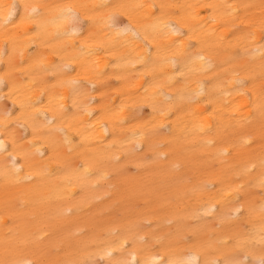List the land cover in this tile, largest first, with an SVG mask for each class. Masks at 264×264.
<instances>
[{
    "label": "bare ground",
    "instance_id": "6f19581e",
    "mask_svg": "<svg viewBox=\"0 0 264 264\" xmlns=\"http://www.w3.org/2000/svg\"><path fill=\"white\" fill-rule=\"evenodd\" d=\"M11 2V0H6ZM46 3L93 2V0H44ZM122 3H143L159 6L161 3L178 5H198L189 9L198 13L195 19L189 20L192 27L191 41L194 45L188 49L189 59L176 67L183 70L184 75L174 72L169 64L166 76L160 79L166 86L157 89V107L167 108L166 97H174L181 108L175 115L168 114L163 119L159 112L147 104L126 111L127 123L122 128L114 126L111 119L102 113V108L118 110L123 104L130 108L132 101L123 92L136 95L143 94L152 84L151 74L145 73L138 65L135 71L124 70L116 66L115 55L102 53L100 56L101 70L104 75L96 83L95 89H90L87 96H74L67 87L52 85L56 80L49 77L52 71L59 72L55 64L60 56L72 57L73 52L52 55L50 48L39 49L52 62V71L47 75L42 70L31 67L29 57L37 50L31 45L25 52L22 63L17 57L16 68L12 76L18 87H26L35 81L32 90L36 103L34 109L28 111L35 116L36 132L29 121L25 127H20L16 117L20 114V104L13 103L16 95H10V87L0 85V120L5 111L12 114V125L9 132L16 139L17 149L13 150L12 140L3 130H0V140H4L8 152L0 150V259L3 258L5 245L17 249L21 259L55 258L57 246H63L67 253H73L81 241L88 240L93 234L106 236L108 229L117 228L121 224L134 222L140 234H150L159 230V234L177 233L187 228L200 230L202 240H214L216 246L233 234L239 223L235 217V207L231 201L237 196L244 197L241 204L255 198L258 202L262 189L259 186V167L250 175L243 174L251 163H258L260 148L264 144L261 139L264 131V121L258 109L262 82L259 78L254 83L250 79L258 77L261 63L260 46L264 38L257 32L256 43H251L247 36L249 21L258 18L261 11V0H115ZM236 5L235 20L229 18L227 9L216 10L207 5ZM155 11L152 8L142 10L140 15ZM174 11H180L179 9ZM127 24V18H122ZM121 24V27H123ZM185 32L188 29H183ZM95 31V29L93 30ZM87 36V33L85 34ZM100 36L103 33H99ZM116 44V53L126 51L123 45L132 42L135 37L128 34L116 36L112 34ZM173 39L175 37H172ZM2 43V41H0ZM155 51V47L151 49ZM240 54L232 63H222L230 56ZM198 55L211 58V67L198 59ZM172 57L169 55V60ZM68 60H65L67 63ZM217 67V65H221ZM5 67L0 63V69ZM75 71L71 76L62 75V80L77 77L84 79L85 71L78 63H72ZM131 68V65L128 66ZM227 70V71H226ZM233 70L238 73L237 79H243V87L231 85ZM159 71V69H157ZM2 74V72H0ZM90 74V73H89ZM220 76L215 84L208 81L214 76ZM124 77V78H118ZM168 77H172L168 81ZM126 78V79H125ZM179 81V83H177ZM203 84L201 95L200 85ZM218 84L219 86H215ZM170 85V86H169ZM43 94H42V91ZM181 91L185 98L180 99ZM60 96L64 99L60 100ZM50 99L53 104L63 103L67 110V119L79 116L85 109L92 115L84 116L83 124L74 121L75 126L89 137L85 147H69L80 143L75 131L69 130L68 135L74 137L73 144L64 142V133L56 131L66 127L63 121L57 120L52 125V111L47 109ZM192 99L199 103H192ZM73 100L78 107L73 106ZM37 110H39L37 112ZM150 121L157 125L163 123L162 130H152ZM101 124L104 126L101 127ZM140 126V127H138ZM146 126V127H145ZM203 127V131L201 128ZM105 128L107 131H105ZM144 133V139L137 151L116 165L109 157L119 155L121 143L128 145L132 138V130ZM208 129H211L210 131ZM52 133L50 137L48 134ZM58 144V152L63 157L61 164L66 165L65 171L55 175H45L44 169L49 166L53 171L60 165L50 160L53 152L49 147L51 139ZM120 143L116 148L106 149L113 139ZM127 138V139H126ZM254 140L251 147H245L243 141ZM102 141V143H100ZM211 142V143H209ZM95 148L99 173L92 176H77L71 172L73 167L82 163L84 154L92 156L91 148ZM227 150V154H225ZM8 153H12L9 159ZM43 154V155H42ZM123 168L122 175L116 177L114 169ZM107 173L111 179L102 178ZM237 173H241L238 176ZM205 185H215L211 191H202ZM237 185L244 187L236 193H229L228 188ZM111 196V199H109ZM149 198L147 206L153 207V214L136 208L137 201ZM126 201L127 207L120 205ZM222 204L224 223L220 222L214 212L206 213V209L215 204ZM125 204V205H126ZM69 209L72 211L69 212ZM122 211L121 219H114L113 214ZM199 214L200 219H195ZM119 223V221H121ZM150 225V227H149ZM87 230V232H86ZM128 247H131L129 244ZM166 249H157V255H163ZM175 258L187 259L188 253L179 246ZM198 259L200 257H197Z\"/></svg>",
    "mask_w": 264,
    "mask_h": 264
},
{
    "label": "snow or ice",
    "instance_id": "6c2138e0",
    "mask_svg": "<svg viewBox=\"0 0 264 264\" xmlns=\"http://www.w3.org/2000/svg\"><path fill=\"white\" fill-rule=\"evenodd\" d=\"M200 7L198 5H178L171 3H161L159 6L146 5L143 3H122L115 0H93V2H66V3H46L44 0H0V63L5 67L0 69V85L10 87V95H16L17 100L13 103L20 104V114L15 119L20 122V127H25L29 121H33L30 125L33 132H36L34 123L35 116L29 112L34 109L36 103H39L34 97L32 90L36 87L35 81L26 87H18L13 79L12 73L16 68L15 59L19 57L22 63L26 62L25 52L31 45H36L37 50L28 58L33 63V68L42 70L45 75L52 71L53 65L49 61L48 55H45L39 49L50 48L52 55L60 53H75L72 57L60 56V61L55 67L60 71H52L49 77L58 83L52 85L67 86L74 96H87L90 89L96 88V83L104 75L101 70L100 56L102 53L115 55L116 66L124 70L135 71L137 65L145 70V73L151 74L152 84L149 89H145L143 94L136 95L131 92H123L132 101L131 108L127 104L120 106L118 110L111 108H102V113L111 119L114 126L122 128L127 123L124 115L126 111H132L135 108L142 107L147 104L153 109V112H159L163 119L168 118V114L175 115L181 108L177 105L174 97H166L165 102L167 108L157 107L156 92L166 86V82L161 77L166 76L165 69L170 64L174 72L184 75L182 68L178 69V64L183 65L188 60V49L194 47L191 41L194 37L191 35L192 27L189 20L195 19L198 13L189 11ZM208 8L216 10L218 8L227 9L226 15L235 20L236 5H207ZM260 13L258 18L249 21V30L247 36L251 43H256L257 32L264 38V0H261ZM146 8L155 9L145 15H140L142 10ZM179 9L180 11H174ZM122 18H127L128 23L123 24ZM123 24V27H121ZM188 29L185 32L183 29ZM95 29V31H93ZM87 33V36L85 35ZM99 33H103L102 36ZM113 33L116 36L131 33L135 40L127 42L123 45L126 51L116 53V44L114 42ZM172 37H175L174 39ZM155 47V51L151 49ZM261 63L259 65L258 77L253 76L250 83H254L259 78L264 82V45L260 46ZM169 55L172 57L169 60ZM240 57L239 53L230 56L222 63H232ZM68 60L65 63V60ZM198 59L205 62L207 67H211V58L206 60L205 56L198 55ZM72 63H78L84 69V79L73 77L67 81L62 80V75L71 76V72L75 71L71 67ZM131 65L129 69L128 66ZM217 65V67H221ZM159 69V71H157ZM227 71V70H226ZM90 73V74H89ZM238 73L233 70V79L228 83L243 87L245 81L237 79ZM124 78V77H118ZM126 79V78H125ZM172 77H168L171 81ZM220 80V76H214L208 81L209 84H215ZM179 83V81H177ZM170 86V85H169ZM215 86H219L216 84ZM200 91L196 95L202 93L203 84L201 83ZM42 94L44 90H41ZM185 98V93L181 91L180 99ZM60 100L64 97L60 96ZM192 103H199L198 100L192 99ZM73 106L78 107L76 101L73 100ZM49 111L53 113V119L49 124H56L57 120L64 122L66 127H61L56 131L64 133V142L68 145L73 144L74 137L68 135L69 130L75 131L76 136L80 138V143L74 147H69L68 151H74V148L85 147V141L89 137L84 135L85 128L81 131L75 126L74 121L84 122V116H91L90 110L85 109L79 116L74 115L71 120L67 119V110L63 103H52L50 99L47 106ZM258 109L262 121H264V83L261 85V96ZM39 110H37L38 112ZM152 130H162L163 123L157 125L155 121L149 122ZM12 125V114L5 111L3 120H0V130L11 137L13 150L17 149L16 139L13 133L9 132ZM104 125L101 124V127ZM140 127V126H138ZM146 127V126H145ZM203 131V127L201 128ZM209 131L211 129H208ZM105 131L107 129L105 128ZM50 137L52 133L48 134ZM132 138L129 139L128 145L121 143L122 151L119 155L109 157L120 165L121 161L127 159L130 155L137 151H141L139 145L144 139V133L132 130ZM127 139V138H126ZM261 139L264 140V131H262ZM102 143V141H100ZM120 143L117 139H113L106 149L111 150ZM211 143V142H209ZM255 143L254 140L248 139L243 141L245 147H251ZM49 147L53 152L50 160L60 165L58 169L53 171L49 166L44 169L45 175H55L58 171H65L66 165L61 164L63 157L58 152V144L55 139H51ZM91 148V145H89ZM0 150L7 153L5 141L0 140ZM92 156L84 154L82 163L73 167L71 172L79 176H92L99 173V168L95 167L98 163L96 158L97 150L91 148ZM227 154V150H225ZM43 155V154H42ZM9 159L12 153H8ZM257 167L260 170L259 186L262 189L259 194V200L255 198L247 200L241 204L244 197L237 196L231 201L235 207V217H227V219H236L239 223L235 226L233 234L226 240L220 241V247L216 246V241L210 239L203 241L200 230L197 228H187L175 234H159V230H153L150 234H140L138 226L134 222L121 224L119 229H108L106 236L93 234L88 240L81 241L77 249L73 253H67L63 246L55 248V258L41 259H21L17 249L10 248L5 245L3 258L0 264H264V144L261 145L258 163H251L250 167L244 169L243 174L250 175ZM125 171L123 168L114 169L115 176L122 175ZM241 176V173H237ZM102 178L111 179L107 173ZM215 185H205L202 191H211ZM244 185H237L235 188H228L229 193L239 192ZM111 199V196H109ZM72 210L69 209V212ZM215 213L220 217V222L224 223V214L222 204H215L211 208L206 209V213ZM199 220V214L194 217ZM150 227V225H149ZM131 247H128V245ZM183 246L188 253L187 259L175 258L176 249ZM157 249H166L163 255H157ZM197 257H200L199 259Z\"/></svg>",
    "mask_w": 264,
    "mask_h": 264
},
{
    "label": "rangeland",
    "instance_id": "374dc122",
    "mask_svg": "<svg viewBox=\"0 0 264 264\" xmlns=\"http://www.w3.org/2000/svg\"><path fill=\"white\" fill-rule=\"evenodd\" d=\"M149 200V198H146V199H141V200H139V201H137V204H136V208L137 209H140V210H142V211H149L148 212V214H150V215H152L153 214V210H154V208L153 207H150V206H147V201ZM122 203H120V205H124L123 207H127V204H126V201H121ZM126 204V205H125ZM126 214H129V213H124L123 215H122V211H118V212H116L115 214H113V217H114V219H117V220H119V219H121L122 217H124ZM122 222V220L121 221H119V223H121ZM86 232H87V230H86ZM203 241H208V240H203Z\"/></svg>",
    "mask_w": 264,
    "mask_h": 264
}]
</instances>
